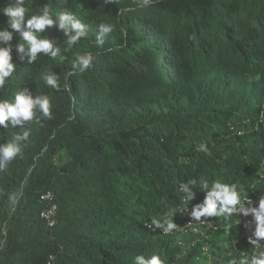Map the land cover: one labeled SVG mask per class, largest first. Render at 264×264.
Segmentation results:
<instances>
[{"label":"trees","instance_id":"1","mask_svg":"<svg viewBox=\"0 0 264 264\" xmlns=\"http://www.w3.org/2000/svg\"><path fill=\"white\" fill-rule=\"evenodd\" d=\"M25 7L26 20L44 7L53 17L73 12L87 33L66 50L65 34L46 29L38 35L55 39L60 54L31 63L19 61L15 45L24 42L13 33L16 68L0 100L27 87L49 97L53 118L0 127V143L30 131L0 171V264H135V256L153 254L164 264H211L196 259L199 238L193 248L185 238L183 248L145 223L174 212L179 184L190 179L264 197V0H25ZM7 20L0 11V28ZM100 24L113 28L102 45ZM86 52L92 66L73 69ZM49 74L60 91L45 83ZM47 190L56 203L51 227L39 216ZM210 218L218 227L210 259L239 264L233 244H248L241 226Z\"/></svg>","mask_w":264,"mask_h":264},{"label":"clouds","instance_id":"2","mask_svg":"<svg viewBox=\"0 0 264 264\" xmlns=\"http://www.w3.org/2000/svg\"><path fill=\"white\" fill-rule=\"evenodd\" d=\"M106 2H111V0H106ZM144 2L148 3V0H144ZM0 11L8 18L7 27L0 28V88L5 86L6 81L12 76L16 68V63L12 59L13 45L11 44L14 32L18 33L21 41L24 42L15 45L18 59L19 61L27 59L29 63L34 62L38 54H44L53 59L60 54V47L55 39L43 38L38 35L44 33L46 29L55 26L65 34L67 37L66 50H70L87 33V26L70 11L61 12L56 17H53L50 9L44 7L42 12L32 14L26 20L28 10L25 7V0H11L7 6L0 8ZM112 31L113 28L110 24H100L99 35L96 37L97 43L102 45L104 37ZM25 44L27 47H25ZM92 60L93 55L90 52L77 55L73 63V69L85 72L92 66ZM44 80L50 88L56 91L61 90L55 74L45 76ZM66 90L70 89L66 86ZM37 113L40 115L38 116ZM41 117L45 119L53 118L50 99L47 95L34 96L32 91L25 87L15 94L11 102L6 99L0 100V127L8 128V122H10L12 127L19 126V128L24 129L26 123L34 120L39 122ZM258 122H264V119L260 121L258 118ZM29 135L30 131L25 129L15 134L11 141L0 143V171L7 169L8 165L20 154L21 143L27 141ZM200 150L208 151L204 145H201ZM197 184H199L198 189L205 192L203 201L196 200L198 203L192 205L190 210L187 206L182 211L187 213L191 220L194 221H201V217L208 218L216 228L208 230L209 238L205 242L199 239L203 244L202 254L196 256V259L207 256L209 262L213 263L210 259L208 240L211 238L210 231L217 230L218 227L210 217H231V224L241 226L240 235L248 241L246 248L237 247L235 242L233 244V248L239 253V264H264V248L262 246L264 244V197H261L259 201L258 197L251 199L248 196H244L242 198V190L236 184H229L221 180L209 183L205 179L199 181L190 179L187 182L180 183L178 189V191L183 193L187 205L191 200H195L196 193L193 191V187H196ZM10 199L15 204V197ZM247 217H250L255 222V228L251 232H248L251 229H248L243 224ZM146 226L162 229L165 234L171 233L177 228L173 218H166L161 221L153 217L151 224ZM185 238L188 241L187 248H193L196 238L184 237V241ZM134 260L135 264H164V261L156 254L149 258L144 255H137ZM233 264H236V262L233 261Z\"/></svg>","mask_w":264,"mask_h":264},{"label":"built area","instance_id":"3","mask_svg":"<svg viewBox=\"0 0 264 264\" xmlns=\"http://www.w3.org/2000/svg\"><path fill=\"white\" fill-rule=\"evenodd\" d=\"M264 119V100L261 105V111L259 120ZM244 123V122H243ZM229 130L234 131L235 128L232 124H229ZM238 133L241 130H237ZM39 202L43 203V207L39 211L40 218L44 221L45 225L51 227L55 223V210H56V203L54 201V194L52 191L47 190L42 192L38 198ZM198 203L196 200H191L187 205L184 195L179 199L178 203L175 204L174 212L169 213L166 218H173L174 222L177 224V228L174 229L171 233L165 234L162 229H158L162 234L167 236H173L176 239V242L179 246H185L184 237H193L199 238L203 242H205L209 238V229H215L216 226L212 224V222L207 218L201 217V221H194L184 213L182 210L188 206L189 210L191 209L192 205ZM164 219V220H165ZM244 225L247 226L248 229H251L248 232H251L255 228V222L250 218L247 217L244 222ZM145 225H150V223H145ZM151 228V227H149ZM51 258V256H50Z\"/></svg>","mask_w":264,"mask_h":264}]
</instances>
